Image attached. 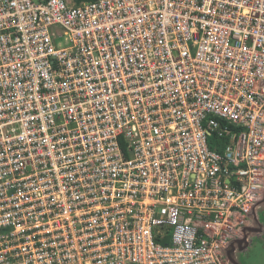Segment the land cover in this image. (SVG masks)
<instances>
[{"label":"built area","instance_id":"obj_1","mask_svg":"<svg viewBox=\"0 0 264 264\" xmlns=\"http://www.w3.org/2000/svg\"><path fill=\"white\" fill-rule=\"evenodd\" d=\"M263 200L264 0H0V264H233Z\"/></svg>","mask_w":264,"mask_h":264},{"label":"water","instance_id":"obj_2","mask_svg":"<svg viewBox=\"0 0 264 264\" xmlns=\"http://www.w3.org/2000/svg\"><path fill=\"white\" fill-rule=\"evenodd\" d=\"M263 201L257 203L252 213L248 216V225L244 227V236L242 238H237L232 240L227 248L228 256L233 264H240L235 257L236 250L237 251L244 250L247 247L251 236L253 234L258 235V233H260L263 228L258 213L259 208L264 209Z\"/></svg>","mask_w":264,"mask_h":264},{"label":"rangeland","instance_id":"obj_3","mask_svg":"<svg viewBox=\"0 0 264 264\" xmlns=\"http://www.w3.org/2000/svg\"><path fill=\"white\" fill-rule=\"evenodd\" d=\"M258 213L260 222L264 223V209L259 208ZM235 257L240 264H264V232L262 235L253 234L249 245L236 251Z\"/></svg>","mask_w":264,"mask_h":264},{"label":"trees","instance_id":"obj_4","mask_svg":"<svg viewBox=\"0 0 264 264\" xmlns=\"http://www.w3.org/2000/svg\"><path fill=\"white\" fill-rule=\"evenodd\" d=\"M75 4H80V3H82V2H85V1H91V0H72ZM219 140H218V138H217V136H213L211 139H210V141H209V146H210V148H213V144L215 143V142H218ZM162 243L163 244H167V241L166 240H164V241H162Z\"/></svg>","mask_w":264,"mask_h":264},{"label":"crops","instance_id":"obj_5","mask_svg":"<svg viewBox=\"0 0 264 264\" xmlns=\"http://www.w3.org/2000/svg\"><path fill=\"white\" fill-rule=\"evenodd\" d=\"M249 241H250V240H249ZM249 243H250V242H249ZM249 243H248V245H249ZM248 245H247V246H248ZM236 251H237V250H236Z\"/></svg>","mask_w":264,"mask_h":264}]
</instances>
